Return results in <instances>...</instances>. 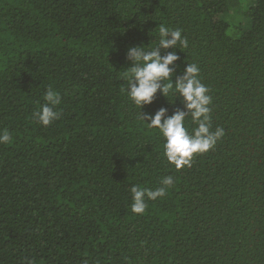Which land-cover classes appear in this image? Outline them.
<instances>
[{"label":"trees","instance_id":"16d2710c","mask_svg":"<svg viewBox=\"0 0 264 264\" xmlns=\"http://www.w3.org/2000/svg\"><path fill=\"white\" fill-rule=\"evenodd\" d=\"M244 1L0 0V264H264V0L229 22ZM161 25L188 41L173 80L196 64L224 130L179 169L140 112L182 97L140 109L124 77L127 48L155 47ZM49 88L59 116L44 126ZM167 176L134 213L131 187Z\"/></svg>","mask_w":264,"mask_h":264},{"label":"clouds","instance_id":"9594fccd","mask_svg":"<svg viewBox=\"0 0 264 264\" xmlns=\"http://www.w3.org/2000/svg\"><path fill=\"white\" fill-rule=\"evenodd\" d=\"M178 44L184 48L188 45L187 39L182 38L181 31L169 30L161 25L159 40L155 47L146 49L141 44L127 48L126 58L131 61V67L124 73L128 98L140 109L151 104L158 91L165 97L172 95L175 100L182 97L183 109H176L171 115L163 107L154 114L140 112V119L147 122L148 127L159 130L165 141L164 155L177 169L188 165L193 154L210 150L224 135L222 128L211 130L209 108L211 96L208 95L209 89L199 78L198 66L194 63L187 64L182 73L173 80L176 61L179 59L175 51L179 48ZM169 48L173 51H167ZM44 98L46 103L34 115L42 125L48 126L58 119L59 114L54 110V106L59 103V97L49 88ZM188 116L197 124L191 133L185 127V119ZM10 140L11 136L7 132L0 133V143H8ZM161 184L163 187L155 191L132 186L130 189L133 199L132 211L136 214L145 211V197L152 200L163 197L166 188L173 184V177L162 178Z\"/></svg>","mask_w":264,"mask_h":264},{"label":"rangeland","instance_id":"374dc122","mask_svg":"<svg viewBox=\"0 0 264 264\" xmlns=\"http://www.w3.org/2000/svg\"><path fill=\"white\" fill-rule=\"evenodd\" d=\"M253 2H254L253 0H245L243 3V6L233 7L230 12L232 16L230 15L229 22L235 23V24L246 22L247 17L245 15L241 16V13L249 9V7L253 5ZM230 32H234V30L231 29Z\"/></svg>","mask_w":264,"mask_h":264}]
</instances>
